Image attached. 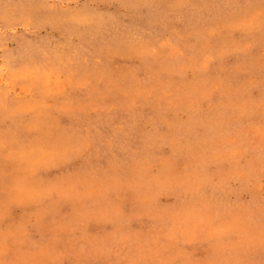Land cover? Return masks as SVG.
<instances>
[{
  "label": "rangeland",
  "instance_id": "1",
  "mask_svg": "<svg viewBox=\"0 0 264 264\" xmlns=\"http://www.w3.org/2000/svg\"><path fill=\"white\" fill-rule=\"evenodd\" d=\"M0 264H264V0H0Z\"/></svg>",
  "mask_w": 264,
  "mask_h": 264
}]
</instances>
